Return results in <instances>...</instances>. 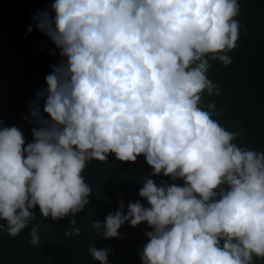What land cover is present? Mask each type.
<instances>
[{
    "label": "clouds",
    "instance_id": "1",
    "mask_svg": "<svg viewBox=\"0 0 264 264\" xmlns=\"http://www.w3.org/2000/svg\"><path fill=\"white\" fill-rule=\"evenodd\" d=\"M239 15L238 0H54L33 16L61 59L24 117L32 141L0 120V231L14 238L31 226L39 246L38 206L52 221L71 215L64 235H79L74 217L93 192L87 164L143 155L148 206L125 211L120 200L93 223L100 235L123 239L125 223H146L142 264L264 261V151L238 145L243 127L227 130L214 119L226 109L204 102L220 95L207 74L212 61L232 63ZM161 174L172 183L150 178ZM110 252L89 248L100 264Z\"/></svg>",
    "mask_w": 264,
    "mask_h": 264
},
{
    "label": "trees",
    "instance_id": "2",
    "mask_svg": "<svg viewBox=\"0 0 264 264\" xmlns=\"http://www.w3.org/2000/svg\"><path fill=\"white\" fill-rule=\"evenodd\" d=\"M53 2L0 0V120L4 126L20 128L26 142L32 141L31 128L35 126L24 119L29 115V104L36 99L37 91L46 87L45 77L51 73V66L61 59L50 39L35 29L32 19ZM238 2L241 29L237 47L228 53L232 63L223 66L211 62L207 75L219 82L221 92L218 96L205 92L204 102L215 101L217 111L226 109L214 119L227 130L243 127L242 136L235 141L238 145L264 151V0ZM30 25L34 30L26 35ZM152 171L143 155L136 162L119 161L114 154L108 156V162H89L83 175L92 196L85 210L74 217L80 234L64 235L74 227L71 215L52 221L42 218L37 206L33 225L39 224L40 245L30 244L31 226L14 238L0 231V264H100L89 253L93 245L111 249L110 264H142L140 250L148 239L145 232L151 230L146 223L136 227L125 223L119 229L123 239H105L93 223L114 212L120 200L125 201V211L129 202L138 200L147 207V201L139 196L140 180ZM150 178L158 185L162 180L172 183L162 174ZM177 183L182 185L183 181ZM256 264L264 261L257 260Z\"/></svg>",
    "mask_w": 264,
    "mask_h": 264
}]
</instances>
